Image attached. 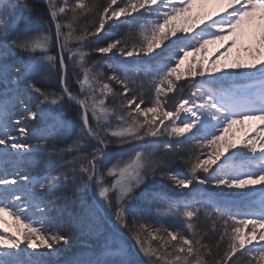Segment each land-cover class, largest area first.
I'll use <instances>...</instances> for the list:
<instances>
[{
    "label": "snow or ice",
    "instance_id": "1",
    "mask_svg": "<svg viewBox=\"0 0 264 264\" xmlns=\"http://www.w3.org/2000/svg\"><path fill=\"white\" fill-rule=\"evenodd\" d=\"M81 237L65 264H264V0H0V264Z\"/></svg>",
    "mask_w": 264,
    "mask_h": 264
},
{
    "label": "trees",
    "instance_id": "2",
    "mask_svg": "<svg viewBox=\"0 0 264 264\" xmlns=\"http://www.w3.org/2000/svg\"><path fill=\"white\" fill-rule=\"evenodd\" d=\"M98 2H99V3H103L104 0H98ZM33 3H34L35 6H36L37 8H39L42 12L44 11V4H42L41 2H38L37 0H33ZM52 52L55 53V52H56V49L53 48V49H52ZM93 56H95L97 59L99 58V57L96 56L95 54H93ZM104 59L106 60V58H104ZM41 83H43L45 86H49V85H50V86L53 87V88H57V87H58V84H57V81L55 80V78H53V79L50 80V81H49V80H46V79H42V80H41ZM68 119H69L70 121H74V122H76V123L78 124V120H77L76 112H75V106H73V108H70V109H69V112H68ZM121 151H122V150H117V149H112V150H110V153H109V161H111V162H115V160L119 158V156H120V154H121ZM64 219H66V217H65ZM169 222H170L171 227H173V226L178 227V226H179L178 223L175 222V221H171V220H170ZM61 223H63V220H61ZM168 226H169V225H168ZM79 243H83V245H84L85 243L91 245L92 240H91L90 238H88V237H81L80 240L76 243V245H79ZM76 245H75V247H73V248H71V249H68L66 252H63V253L61 254L60 257H64V256L69 255V254H74V255L79 254V252H80L81 250H83V247H81V246H80V247H77Z\"/></svg>",
    "mask_w": 264,
    "mask_h": 264
},
{
    "label": "rangeland",
    "instance_id": "3",
    "mask_svg": "<svg viewBox=\"0 0 264 264\" xmlns=\"http://www.w3.org/2000/svg\"><path fill=\"white\" fill-rule=\"evenodd\" d=\"M70 2H71V0H70ZM210 10H212V9H210ZM219 47H220L219 44L209 45L208 52L205 55L208 56L209 58H212L213 55L216 53L217 48H219ZM220 50L222 51L223 49L221 48ZM93 58L97 59L95 56H93ZM104 58H106V60L109 59L108 57H104ZM199 59H200V54H197L196 60H199ZM146 99H147V97H146ZM250 123H252V122H246V124L244 126V130H247V128L250 126ZM237 128H239V126H237ZM235 135H236V139H237V142H238L240 140V138L244 135V131H236ZM82 245H83V243H79V245H76V246L77 247H80V246L82 247Z\"/></svg>",
    "mask_w": 264,
    "mask_h": 264
}]
</instances>
